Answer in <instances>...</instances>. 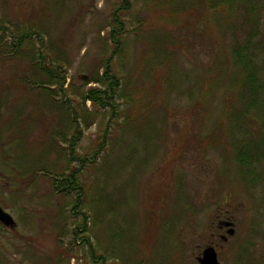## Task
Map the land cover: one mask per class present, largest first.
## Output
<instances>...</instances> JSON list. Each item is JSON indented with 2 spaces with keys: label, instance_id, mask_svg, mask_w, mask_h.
<instances>
[{
  "label": "rangeland",
  "instance_id": "1",
  "mask_svg": "<svg viewBox=\"0 0 264 264\" xmlns=\"http://www.w3.org/2000/svg\"><path fill=\"white\" fill-rule=\"evenodd\" d=\"M125 4L0 0V206L17 224H0V264H198L210 245L221 264H264V147L245 170L239 156L259 146L240 143L227 109L239 100L231 52L254 27L221 0ZM115 12L125 41L112 91L93 80ZM36 61L67 77L64 90ZM93 89L110 105L85 101ZM73 170L79 205L52 188ZM223 217L236 230L227 242Z\"/></svg>",
  "mask_w": 264,
  "mask_h": 264
},
{
  "label": "trees",
  "instance_id": "2",
  "mask_svg": "<svg viewBox=\"0 0 264 264\" xmlns=\"http://www.w3.org/2000/svg\"><path fill=\"white\" fill-rule=\"evenodd\" d=\"M126 2L125 8L130 4L132 0H122ZM228 6L229 10L232 9L234 3H237L244 13L245 19L250 26H253V31L248 33V39L244 42H236L232 52H231V67L229 66V76L233 77L232 90L238 92V107L231 105L227 107L230 113L229 126L232 129H237L243 127V138L240 140V143L249 142L250 144H257L259 150L254 154L252 152H243L239 156V162L244 167L245 170L252 172L251 169L257 168L258 161L256 158L262 152V147H264V61L263 57L260 56L257 50V44L254 42L255 34L259 24L262 21L261 17V6L262 0H221ZM233 3V4H232ZM232 4V5H231ZM216 9V7L214 8ZM216 11V10H214ZM113 21L115 27L109 33V40L113 45V51L109 59L106 60L104 66L105 70L102 76L98 79L93 80L95 83L105 85V80H109V88L114 91L113 83L115 82L118 85V80L115 74L113 73V68L111 61L113 58L118 55L124 46V22L122 18L118 15L117 12L113 15ZM260 41V40H259ZM261 42V41H260ZM21 40L18 42L20 45ZM259 46L261 44H258ZM38 61L36 64L38 65ZM40 66V65H38ZM52 66V65H51ZM51 66L41 65L40 70L42 69V74L44 75L45 84L51 86H58L61 90H64L67 77L63 74H60L58 68H53ZM57 71V72H56ZM58 74V75H57ZM40 88H44L41 86ZM45 89V88H44ZM47 89V88H46ZM106 94L107 100H104L102 95ZM229 100H232V93L229 92ZM113 98V95L110 96L107 90H98L93 89L86 93L84 100L91 101L94 104H101L102 107L110 105L109 99ZM258 126L256 129L253 124ZM246 129H245V127ZM253 130L250 132V130ZM80 133V132H79ZM77 140V139H75ZM243 141V143L241 142ZM100 154V151L98 152ZM74 157V156H73ZM76 162H80L81 166L84 165L83 160L74 157ZM78 171L73 170L67 176L64 177H51L52 188L59 194L69 196L72 194L76 195L77 205L82 201L83 190L82 186L78 183ZM82 231H85L86 224L81 227ZM103 259V257H102Z\"/></svg>",
  "mask_w": 264,
  "mask_h": 264
},
{
  "label": "water",
  "instance_id": "3",
  "mask_svg": "<svg viewBox=\"0 0 264 264\" xmlns=\"http://www.w3.org/2000/svg\"><path fill=\"white\" fill-rule=\"evenodd\" d=\"M84 79H87V77H83ZM0 224H2L4 227L9 229L16 228L17 224L14 220V218L6 212L1 206H0ZM224 226L228 228L226 236H222L224 242L228 241V237H233L235 235V227L234 224L231 221H225L223 222ZM198 264H221L218 258V252L216 250L215 246H207L204 248L202 253L199 257H197Z\"/></svg>",
  "mask_w": 264,
  "mask_h": 264
},
{
  "label": "flooded vegetation",
  "instance_id": "4",
  "mask_svg": "<svg viewBox=\"0 0 264 264\" xmlns=\"http://www.w3.org/2000/svg\"><path fill=\"white\" fill-rule=\"evenodd\" d=\"M228 220L229 219L227 217H223L222 220H219V225H218L219 226V229H223L225 231V234L227 233L228 228L224 226L223 222L228 221ZM222 236H224V235H220V239L222 241H224L223 238H222Z\"/></svg>",
  "mask_w": 264,
  "mask_h": 264
}]
</instances>
